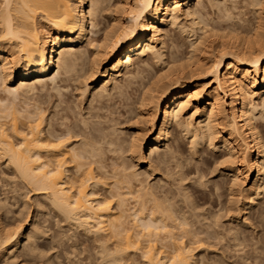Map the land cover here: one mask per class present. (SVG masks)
<instances>
[{
	"label": "bare ground",
	"instance_id": "bare-ground-1",
	"mask_svg": "<svg viewBox=\"0 0 264 264\" xmlns=\"http://www.w3.org/2000/svg\"><path fill=\"white\" fill-rule=\"evenodd\" d=\"M228 1L0 0L3 264H264V0Z\"/></svg>",
	"mask_w": 264,
	"mask_h": 264
},
{
	"label": "rangeland",
	"instance_id": "rangeland-1",
	"mask_svg": "<svg viewBox=\"0 0 264 264\" xmlns=\"http://www.w3.org/2000/svg\"><path fill=\"white\" fill-rule=\"evenodd\" d=\"M119 1L120 0H111V5H113V6H119L118 4H119ZM233 1V0H232ZM234 1H237V2H233V6H237L236 8L237 9H234V13L236 14V13H238V14H242V18H244V19H250L252 16V13H251V10H252V8H251V6H249V4L248 3H246L245 2V0H234ZM231 0L230 1H228L226 4L227 5H232L231 3ZM118 3V4H117ZM117 4V5H116ZM114 8V7H113ZM204 13L206 14V16H205V18L206 19H209V20H211V19H215L216 18V16H218V14L220 13L219 12V8L218 7H211V6H208L206 9H205V11H204ZM238 14H236V15H238ZM240 14V15H241ZM211 23H213L212 21H210ZM213 25H214V23H213ZM212 25V26H213ZM175 31V32H174ZM179 39L183 44H184V46H185V48H186V46H187V40H186V38H185V36H183V35H181L180 33H179V31H177V30H175V29H173V28H169V30H168V32H167V39H166V41L168 42V43H170L169 41L170 40H175V39ZM211 41L212 40H214V38H211L210 39ZM218 43L219 42H214V43H212V45L214 46V49H217L218 47ZM184 48V49H185ZM200 57H204V58H209L210 57V54H204V55H199ZM209 81V79L208 78H205V79H203L202 80V82L199 84V86H201V85H203L205 88V90H207V91H210V86H208V85H205V84H207V82ZM198 83V81H195V80H193V83H189V84H187V85H191V86H194L195 84H197ZM230 101H231V99L229 98L228 100H227V103H228V105H229V103H230ZM200 106L201 107H203L204 106V101H203V103H200ZM186 143V142H185ZM183 144L184 145V147H186V144ZM215 153H218V152H215ZM222 153V152H221ZM220 152H219V154L218 155H220L221 154ZM222 155H224L223 153H222ZM221 156V155H220ZM227 157V156H226ZM7 170V168H4L3 170ZM5 170V171H6ZM250 182H253V179L252 180H250ZM6 183H2V182H0V193H3L4 192V190L7 188V186L5 185ZM23 207V199H21L19 202H18V204L15 206V207H13V210L14 211H18V210H20L21 208ZM35 210V206L34 205H31L30 206V208L28 209V210H26L25 211V213H24V216H26V215H28V214H30V217L32 216V213H33V211ZM18 213V212H17ZM8 220H10L9 222H11V224H13V222L15 221V219H8ZM47 221H49V222H47ZM47 223L46 222H44L43 224L44 225H50V226H53L54 228H56L57 226L55 225V219H47ZM54 221V222H53ZM40 222H43V221H40ZM240 222H243V219H242V221L240 220ZM42 224V225H43ZM248 233H250V232H248ZM70 241V240H69ZM68 240H67V242L66 241H64L63 242V246L61 245V247L59 246V245H57V247L54 249L55 251L54 252H56L57 253V255L58 256H61V260L63 261V260H66V261H68L67 260V257H69L70 258V260H72V261H80V259H83V262L84 261H86V259H84V258H86V256L88 257V254H87V252H84V253H82L83 255H80V253L79 252H74L73 251V253H72V249L70 248V242H69ZM72 243V242H71ZM62 244V243H61ZM45 245H46V248H47V246L49 245L47 242L45 243ZM51 252H53V250L51 251ZM86 253V254H85ZM69 254V255H68ZM73 254V255H72ZM76 254H79V255H76ZM261 259H262V257H261ZM264 261V260H263ZM85 263V262H84ZM0 264H3V259H0Z\"/></svg>",
	"mask_w": 264,
	"mask_h": 264
}]
</instances>
